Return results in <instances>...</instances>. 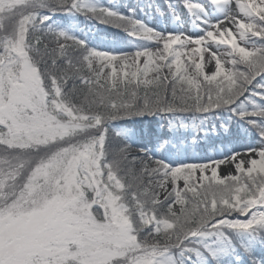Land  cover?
<instances>
[{
  "label": "snow or ice",
  "instance_id": "1",
  "mask_svg": "<svg viewBox=\"0 0 264 264\" xmlns=\"http://www.w3.org/2000/svg\"><path fill=\"white\" fill-rule=\"evenodd\" d=\"M0 264H264V0H0Z\"/></svg>",
  "mask_w": 264,
  "mask_h": 264
},
{
  "label": "trees",
  "instance_id": "2",
  "mask_svg": "<svg viewBox=\"0 0 264 264\" xmlns=\"http://www.w3.org/2000/svg\"><path fill=\"white\" fill-rule=\"evenodd\" d=\"M105 2H110V0H105ZM118 3L120 4H136L138 2V0H117ZM122 11H126V9H121ZM82 28L87 27V25L82 24L81 25ZM93 31H95L99 36L102 37H107L108 39H118V40H122L125 39L124 35L122 32H120L119 30L115 29V28H108L105 27L103 25L100 24H96V25H92L91 26ZM125 47H129L130 49H132L130 46L125 45ZM123 48V50H124ZM134 50V49H132ZM227 144V141L225 142ZM200 156H204L206 155V153H200Z\"/></svg>",
  "mask_w": 264,
  "mask_h": 264
},
{
  "label": "rangeland",
  "instance_id": "3",
  "mask_svg": "<svg viewBox=\"0 0 264 264\" xmlns=\"http://www.w3.org/2000/svg\"><path fill=\"white\" fill-rule=\"evenodd\" d=\"M149 19H151V17H148ZM152 47H153V49L155 48V45L153 44V45H151ZM124 51H133L132 49H130L129 47H125L124 48ZM207 53L205 54V56L207 57ZM196 59H198L199 57H195ZM182 59L183 60H186L187 59V57H182ZM205 70L207 71V72H211L212 70H214V65H209V64H206L205 65ZM107 71H109L108 69H105V72H107ZM237 150H239V148H237ZM133 151H135V147L133 148ZM188 162H197V161H195V160H193V159H190V160H188ZM218 171H219V173L221 174V175H226V174H228L229 172H232L233 174L235 173V169H234V167L231 165V164H229V165H227V166H221L219 169H218ZM180 185H181V187L183 186V184H182V181L180 182Z\"/></svg>",
  "mask_w": 264,
  "mask_h": 264
}]
</instances>
